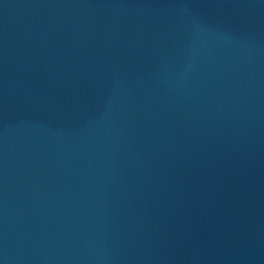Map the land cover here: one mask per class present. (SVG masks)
<instances>
[{"label": "water", "instance_id": "95a60500", "mask_svg": "<svg viewBox=\"0 0 264 264\" xmlns=\"http://www.w3.org/2000/svg\"><path fill=\"white\" fill-rule=\"evenodd\" d=\"M0 264H264V0H0Z\"/></svg>", "mask_w": 264, "mask_h": 264}]
</instances>
